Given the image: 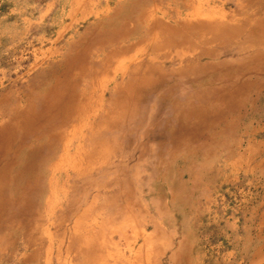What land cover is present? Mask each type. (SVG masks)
<instances>
[{"label": "rangeland", "instance_id": "rangeland-1", "mask_svg": "<svg viewBox=\"0 0 264 264\" xmlns=\"http://www.w3.org/2000/svg\"><path fill=\"white\" fill-rule=\"evenodd\" d=\"M95 4L49 63L32 22L5 21L0 264H227L217 216L264 117V0Z\"/></svg>", "mask_w": 264, "mask_h": 264}, {"label": "crops", "instance_id": "crops-1", "mask_svg": "<svg viewBox=\"0 0 264 264\" xmlns=\"http://www.w3.org/2000/svg\"><path fill=\"white\" fill-rule=\"evenodd\" d=\"M31 1L33 4H28ZM100 1L0 0V59L10 53L9 43L14 41L13 38L16 36L5 32V27L8 25L6 19L17 18L24 22L28 20L37 27L38 31L31 36V41L39 42L34 50L35 59L40 62L48 60L49 63L50 58L59 52L57 43L72 42L75 22L94 12V7L97 5L95 3ZM28 9L38 11L35 19L26 16L25 11ZM6 84L0 82V89ZM11 95L10 90L0 91V102L3 101L1 105L9 104L10 100H13ZM7 116V119L11 118L9 113H6L3 119L5 120ZM250 125L243 133L244 145L240 146L238 156L230 165H225L223 182L226 183L227 189L235 192L232 195L233 200L237 202L232 203V206L224 212V216H217L218 214L214 213L223 221L227 264H264V117L258 118L257 121L252 120ZM80 128L81 126L75 129ZM96 148L97 150L94 151V146L91 145L88 153L87 161L90 165L95 159H107L100 157L101 154L112 153L106 141L103 146ZM66 162L65 159L60 160L61 165L58 167L68 168L69 165H64ZM51 201H53L52 197L49 199V202ZM53 241L51 239L48 247L53 246ZM58 248L62 249L61 242Z\"/></svg>", "mask_w": 264, "mask_h": 264}, {"label": "bare ground", "instance_id": "bare-ground-1", "mask_svg": "<svg viewBox=\"0 0 264 264\" xmlns=\"http://www.w3.org/2000/svg\"><path fill=\"white\" fill-rule=\"evenodd\" d=\"M122 64V63H121ZM75 108V107H74ZM78 110H79V108H78ZM82 110V109H81ZM75 112V111H74ZM79 113V112H78ZM82 113V112H81ZM84 115V114H83ZM89 116V115H88ZM78 117H79V115H78ZM86 117V116H85ZM83 121H85V119L83 120ZM69 167V166H68Z\"/></svg>", "mask_w": 264, "mask_h": 264}]
</instances>
